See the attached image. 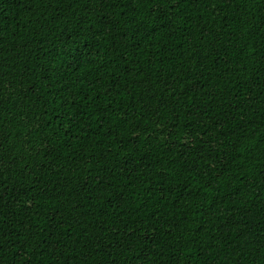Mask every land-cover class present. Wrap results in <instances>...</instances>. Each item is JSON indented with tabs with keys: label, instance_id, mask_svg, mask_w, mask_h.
<instances>
[{
	"label": "trees",
	"instance_id": "1",
	"mask_svg": "<svg viewBox=\"0 0 264 264\" xmlns=\"http://www.w3.org/2000/svg\"><path fill=\"white\" fill-rule=\"evenodd\" d=\"M0 264H264V0H0Z\"/></svg>",
	"mask_w": 264,
	"mask_h": 264
}]
</instances>
